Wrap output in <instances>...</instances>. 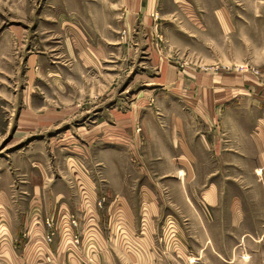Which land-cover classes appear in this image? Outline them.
<instances>
[{
  "label": "rangeland",
  "instance_id": "obj_1",
  "mask_svg": "<svg viewBox=\"0 0 264 264\" xmlns=\"http://www.w3.org/2000/svg\"><path fill=\"white\" fill-rule=\"evenodd\" d=\"M258 1L158 0L152 48L176 66L264 71V4ZM96 3L0 0V264H52L48 258L56 264H264L263 239L241 236L238 232L246 228L235 232L224 220L185 219L174 203V189L153 188L163 199L153 216L141 203L149 190L142 183L157 178L151 165L150 172L141 170L140 157L125 155V119L194 113L174 108L179 97L158 85L159 71L151 70L147 46L138 41L145 37L143 30L136 28L137 41L127 42L119 12L113 21L112 13ZM259 3V27L232 28L228 34L210 25L224 20V6L232 7L235 18L252 21L248 9ZM78 36L87 39L83 47L88 52L101 45L102 57L94 67L74 54ZM29 104L46 113L44 123L29 119L34 113ZM133 127L140 131L138 124ZM111 149L122 169L126 160L133 161L131 174L124 177L134 184L132 204L106 186L109 169L99 155ZM88 189L94 199L86 198ZM59 195L70 196L66 205L77 219L74 232L83 240L79 255L68 251L61 261L55 254L59 237L46 251L42 241L45 220L52 217L56 224L59 208H66ZM34 201L39 205L31 209ZM205 223L224 230L211 245L223 252L210 248ZM145 251L153 256L146 258Z\"/></svg>",
  "mask_w": 264,
  "mask_h": 264
},
{
  "label": "crops",
  "instance_id": "obj_2",
  "mask_svg": "<svg viewBox=\"0 0 264 264\" xmlns=\"http://www.w3.org/2000/svg\"><path fill=\"white\" fill-rule=\"evenodd\" d=\"M96 1L101 11L112 13L108 17L112 19L113 15V21L119 12L127 42L137 41L133 35L136 28L143 30L145 37L143 40L138 38V41L147 46L151 70L159 71L158 85L179 97L177 103L172 102L174 108L187 107L194 113V116L176 114L148 118L132 115L125 119V155L140 157L141 170L146 168L150 172L151 165L157 178L142 183L141 187L149 190L141 196V203L147 205L153 216L158 210L155 205L163 202L162 196L153 188L169 187L177 193L174 203L178 204L185 219L224 220L227 221L226 227L233 230L246 228L238 232L239 235L258 236V240L264 241V71L257 68L237 71L176 66L152 48L159 25L152 18L158 0H119L118 4L112 0ZM258 2L264 4V0ZM260 8L259 3L248 9L254 14L250 21L235 18L232 7L224 6V20H213L210 25L224 27L228 34L233 32L232 28L259 27L262 20L255 12ZM240 11L244 12V8ZM218 13L223 15L222 11ZM84 43L87 39L78 36L79 48L74 54L94 67L102 57L101 45L92 46L88 52ZM38 107L29 104L30 111L34 112L29 119L44 123L46 113L40 114L35 109ZM137 124L139 132L134 131L133 125L137 127ZM99 156L106 159L105 166L109 169L106 172L108 190L116 195L123 194L126 204H132L129 189L134 184L124 177L131 174L133 161L126 160L122 169L117 151L104 150ZM87 188L92 185L88 183ZM87 193V199L96 197L93 189H88ZM58 198L66 200L61 206L68 210L66 204L70 202V196L59 195ZM33 204L31 209L39 202ZM206 228L205 234L212 249L211 245H216L213 241L224 236V230L222 233L214 231L209 224ZM215 249L224 251L221 246L212 250ZM145 256L149 259L153 254L145 251ZM221 259L224 261L222 256Z\"/></svg>",
  "mask_w": 264,
  "mask_h": 264
},
{
  "label": "built area",
  "instance_id": "obj_3",
  "mask_svg": "<svg viewBox=\"0 0 264 264\" xmlns=\"http://www.w3.org/2000/svg\"><path fill=\"white\" fill-rule=\"evenodd\" d=\"M56 217V224L53 223L52 217L50 219L45 220V222L43 223L44 228L46 230V234L42 239L44 251L49 250L55 238L59 237V249L55 251L57 260L59 259V261H61L63 254L67 253L68 251L71 252L70 254H72L73 256L79 255L80 247L82 246L83 240L80 241L78 236L74 232V228L77 227L76 216L69 212L67 209L59 208ZM42 251L43 248L38 249L37 254ZM59 253L62 255L58 257ZM68 258L71 259V257H67V259ZM48 261L52 264L57 263L55 261V258H48ZM65 262L66 261L61 262V264H65Z\"/></svg>",
  "mask_w": 264,
  "mask_h": 264
}]
</instances>
